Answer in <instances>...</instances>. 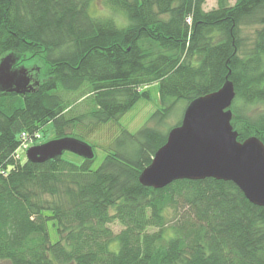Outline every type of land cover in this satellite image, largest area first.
I'll return each instance as SVG.
<instances>
[{
    "label": "trees",
    "instance_id": "1",
    "mask_svg": "<svg viewBox=\"0 0 264 264\" xmlns=\"http://www.w3.org/2000/svg\"><path fill=\"white\" fill-rule=\"evenodd\" d=\"M92 1L0 0V59L44 62L29 91L0 92V264H264V206L232 181L139 182L168 131L122 129L95 169L94 157L76 163L64 152L14 158L22 131L51 122L58 138L84 120H117L152 82L161 108L150 119L160 123L226 78L237 140L264 145V110L251 113L264 105V0H217L209 10L205 0H109L121 26L92 15ZM75 92L89 97L87 112L71 114L77 99L65 94Z\"/></svg>",
    "mask_w": 264,
    "mask_h": 264
},
{
    "label": "water",
    "instance_id": "2",
    "mask_svg": "<svg viewBox=\"0 0 264 264\" xmlns=\"http://www.w3.org/2000/svg\"><path fill=\"white\" fill-rule=\"evenodd\" d=\"M17 61L12 54L0 59V92L24 93L35 84ZM234 96L226 78L219 89L191 101L181 123L168 130L165 143L140 172L139 182L161 188L183 178L229 180L251 203L264 206V145L256 136L237 140L230 123ZM64 151L85 159L94 156L89 143L69 135L30 146L25 154L31 162H43Z\"/></svg>",
    "mask_w": 264,
    "mask_h": 264
},
{
    "label": "rangeland",
    "instance_id": "3",
    "mask_svg": "<svg viewBox=\"0 0 264 264\" xmlns=\"http://www.w3.org/2000/svg\"><path fill=\"white\" fill-rule=\"evenodd\" d=\"M217 0H205L203 8L209 10L216 7ZM90 13L94 16L108 17L112 16L115 20L121 18L126 21L125 17L119 10H114L109 4V0H93L90 5ZM123 25V24H122ZM253 25L242 27V34L245 36H252ZM248 37V38H250ZM40 57L28 58L20 62V65L28 69V75L31 78V83L34 81L36 73L44 68V62ZM148 91V97H140L134 105L123 113L117 120L110 119L106 122L93 124L87 123L86 120L78 122L69 128V136L81 137L83 141L93 146L94 158L90 166L91 169H95L99 166L104 156L112 150L113 140L119 135L122 129H126L131 133L136 132L144 124H148L154 127H158L160 130L166 132L171 127L177 124L183 115V109L185 107V101L179 100L172 109L169 116L160 123L151 120L152 114L161 108V102L159 98L158 83L152 82L145 87ZM66 98L76 100L72 108V115L87 112L91 107V101L87 95L80 96L79 93L65 94ZM264 105H259L251 113L263 111ZM42 137L36 141V144L43 143L47 140L53 139L54 130L51 122L46 123L40 129ZM26 152H21V160L26 159ZM62 157L74 161L80 162V157L72 152L65 151ZM110 227L117 232L121 229V225L117 222L110 224ZM51 239L57 238L54 227L50 224Z\"/></svg>",
    "mask_w": 264,
    "mask_h": 264
},
{
    "label": "built area",
    "instance_id": "4",
    "mask_svg": "<svg viewBox=\"0 0 264 264\" xmlns=\"http://www.w3.org/2000/svg\"><path fill=\"white\" fill-rule=\"evenodd\" d=\"M40 137L41 134L38 130L31 133L22 131L19 135V143L13 151L14 158L19 159L21 152L25 151L30 145L34 144L38 139H40Z\"/></svg>",
    "mask_w": 264,
    "mask_h": 264
},
{
    "label": "clouds",
    "instance_id": "5",
    "mask_svg": "<svg viewBox=\"0 0 264 264\" xmlns=\"http://www.w3.org/2000/svg\"><path fill=\"white\" fill-rule=\"evenodd\" d=\"M124 23H126V21H124L123 19H121V18H117V19H116V24H117V26H121V25L124 24Z\"/></svg>",
    "mask_w": 264,
    "mask_h": 264
}]
</instances>
